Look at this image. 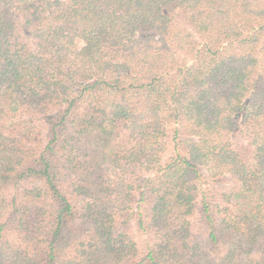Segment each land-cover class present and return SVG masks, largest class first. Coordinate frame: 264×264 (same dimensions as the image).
<instances>
[{"label": "trees", "instance_id": "1", "mask_svg": "<svg viewBox=\"0 0 264 264\" xmlns=\"http://www.w3.org/2000/svg\"><path fill=\"white\" fill-rule=\"evenodd\" d=\"M0 264H264V0H0Z\"/></svg>", "mask_w": 264, "mask_h": 264}]
</instances>
